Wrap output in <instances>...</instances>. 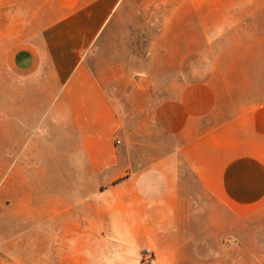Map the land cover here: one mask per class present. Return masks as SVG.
<instances>
[{
  "label": "crops",
  "instance_id": "crops-1",
  "mask_svg": "<svg viewBox=\"0 0 264 264\" xmlns=\"http://www.w3.org/2000/svg\"><path fill=\"white\" fill-rule=\"evenodd\" d=\"M100 60L179 80L118 94ZM206 60L229 62L227 85L189 80ZM206 211L259 221L264 242V0H0L6 264L126 259Z\"/></svg>",
  "mask_w": 264,
  "mask_h": 264
},
{
  "label": "rangeland",
  "instance_id": "rangeland-1",
  "mask_svg": "<svg viewBox=\"0 0 264 264\" xmlns=\"http://www.w3.org/2000/svg\"><path fill=\"white\" fill-rule=\"evenodd\" d=\"M162 14L163 8L158 5L156 15L158 32ZM96 64L98 70L106 71L104 72L105 77L109 75L118 94L139 85L140 80L142 84H154L157 88H163L170 80L173 83L179 80L177 74L174 73L175 66L167 70L165 69L166 63L162 61L151 64L146 60L109 62L100 60ZM108 65L109 70H107ZM228 65V61L220 60L189 61L183 68L187 69L190 81L213 82L215 80L219 85H227ZM150 71L152 72L151 77L139 75L140 73L149 74ZM182 176L184 183L182 196L188 201L196 190L193 189L191 177L185 169H183ZM208 217L209 214L206 211L202 223L179 221L177 229L172 232V237H167L169 245H165V237L160 238L155 247L146 239L134 252H129L126 259H114L115 261L112 259L111 261L110 257L116 254L112 245L107 248L108 261L103 258L106 255L94 251V264H264V242L259 221H245L239 215L236 220L229 219L222 211L219 225L215 223L213 227L214 224L211 225ZM106 240L114 241L113 239ZM168 247L171 248V253L166 252ZM146 250L151 252L150 259L145 257ZM0 264H6L5 254L1 250Z\"/></svg>",
  "mask_w": 264,
  "mask_h": 264
},
{
  "label": "built area",
  "instance_id": "built-area-1",
  "mask_svg": "<svg viewBox=\"0 0 264 264\" xmlns=\"http://www.w3.org/2000/svg\"><path fill=\"white\" fill-rule=\"evenodd\" d=\"M145 257H146V259H150V257H151V252H150V250H146Z\"/></svg>",
  "mask_w": 264,
  "mask_h": 264
}]
</instances>
